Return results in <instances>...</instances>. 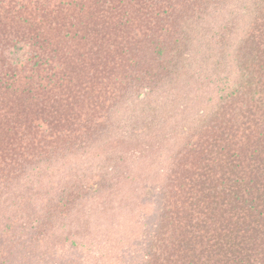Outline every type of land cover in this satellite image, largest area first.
<instances>
[{
    "label": "trees",
    "instance_id": "1",
    "mask_svg": "<svg viewBox=\"0 0 264 264\" xmlns=\"http://www.w3.org/2000/svg\"><path fill=\"white\" fill-rule=\"evenodd\" d=\"M178 120L151 215L121 218L116 153L151 160ZM0 264H264V0H0Z\"/></svg>",
    "mask_w": 264,
    "mask_h": 264
},
{
    "label": "rangeland",
    "instance_id": "2",
    "mask_svg": "<svg viewBox=\"0 0 264 264\" xmlns=\"http://www.w3.org/2000/svg\"><path fill=\"white\" fill-rule=\"evenodd\" d=\"M246 25L247 22H245V25L242 26ZM232 42L234 41H231L230 43ZM229 55L234 56L232 53ZM229 55L226 66L230 70L231 68H233V64L231 63H233L234 58L230 57ZM206 106L207 103H197V101L195 100L191 109L182 110L180 116L183 120V124L186 123L187 127H194L196 125H199L201 119L205 120V118L203 117H205L204 111L206 109ZM129 107L132 108L134 106ZM207 111L208 110H206V112ZM137 120H139V123L142 121L137 111L131 112V110H121L120 114L117 116L118 122L116 123V126H114L112 131L114 132V134L117 132L115 136L125 137L126 134L124 132H133L135 125L138 123ZM181 124L182 122L178 120L172 125V128L176 129V131L173 135L175 137L170 138V141H168L171 144L169 149L161 150V153L158 152V154H156L155 157H153L151 160L147 159V161L144 160L141 163L138 162L135 167L134 165L132 167L131 163L133 160L128 157L129 155L116 153L119 156H116V163H112V165L119 166L120 173H127L129 179L123 181L125 182V187L123 188V190H117L115 193L109 192V199H107V201L112 202V204L115 206L118 205L121 207V218L123 216V219L133 218L134 220V216H137L139 214H146L147 216L151 215V207L147 205L150 209H148L147 207V209L143 210V207H145V205L143 204L146 202L153 204V202L157 200L155 198V189L157 186L162 184L161 182L163 180L164 173L166 171L169 172L171 161L180 150L181 146L183 145L182 142H184L183 140H185L186 137V135L183 134L184 130L186 131V129H183L182 131ZM81 160L82 158H79L76 162L77 164L73 162V165L68 164L69 162L66 161V163H64V166H60V163H55V161H46L41 164L39 169H35L31 176H38L43 173L55 174L57 173V169L63 167L62 172L58 174L59 176L54 177L52 180H46L45 182H43V188H58L61 187L63 181L70 182V180H66L65 178V176L68 175L67 172H72L73 168L75 172H79V165L81 163ZM49 164L50 166H47ZM86 166L88 167L87 164ZM108 166L111 167V161L110 163L106 161L102 164V167L106 169ZM29 179L30 177L28 178V181H24V183H29L30 185L34 184V186H36L35 180H33L34 183L32 184V180L29 181ZM104 206L107 208L110 205L106 203L104 204ZM125 210H127V212L123 213ZM127 222L130 221L127 220ZM129 225L134 224L130 222Z\"/></svg>",
    "mask_w": 264,
    "mask_h": 264
}]
</instances>
